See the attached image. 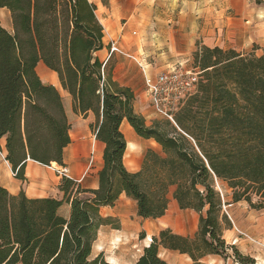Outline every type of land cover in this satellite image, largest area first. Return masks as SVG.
I'll return each mask as SVG.
<instances>
[{"label": "trees", "instance_id": "obj_1", "mask_svg": "<svg viewBox=\"0 0 264 264\" xmlns=\"http://www.w3.org/2000/svg\"><path fill=\"white\" fill-rule=\"evenodd\" d=\"M1 8L10 11L13 30L0 22V151L5 137L15 177L26 179L29 159L65 165L71 143L63 97L39 76L40 62L57 73L75 113L95 115L91 129L105 150L96 189L66 176L61 198H30L0 185V264H112L102 253L92 256L99 228L112 221L100 208L114 206L125 193L136 201L138 216L157 219L169 208L172 188L180 209L200 214L199 230L191 237L162 229L134 264H171L160 247L188 255L192 264L208 255L256 264L223 237L231 223L216 183L227 185L233 203L264 209V52L200 48L195 92L174 122L157 118L148 125L135 111V92L115 81L113 65L97 55L105 48V28L93 1L0 0ZM125 119L160 146L146 149L136 172L124 161ZM65 203L71 206L67 217Z\"/></svg>", "mask_w": 264, "mask_h": 264}, {"label": "crops", "instance_id": "obj_2", "mask_svg": "<svg viewBox=\"0 0 264 264\" xmlns=\"http://www.w3.org/2000/svg\"><path fill=\"white\" fill-rule=\"evenodd\" d=\"M145 1L150 5L143 6L142 3ZM132 2V4H124L122 0H108L106 17L101 21L105 28V48L97 52V55L104 62H112L115 81L121 86L130 87L135 92V111L146 119L147 124L152 123L150 119H157V117L145 91V81L144 85L132 82L133 77L140 71H143L145 77L147 73L155 75L174 63L192 61L190 55L193 53L194 58L195 52L204 46L232 48L240 53L251 49L254 43H259L264 48V17H260L258 23L253 24L251 19L243 13L238 15V12L235 14L228 12L230 5L240 11L234 0H216L214 4L210 3L209 6L204 7L199 1L189 0H133ZM7 15L11 19L9 10ZM4 27L10 31L13 30L12 21L8 27ZM147 30L150 31L149 35L146 34ZM136 31L142 34L141 39H130L131 32L136 33ZM112 39L118 40L120 51L109 56V44ZM129 50L134 51L132 53ZM125 54L132 55L142 69L137 68V64L128 60ZM44 77L49 84L56 85L57 80L59 81L57 73L49 68L44 70ZM61 88L68 101L71 95L62 86ZM67 117L71 126V143L64 153V164L68 174L59 173L52 166L29 159L25 168L26 179L24 181L17 179L12 166L6 159L7 149L4 137L1 140L2 150L0 151L1 186L12 194H18L23 190L30 198L50 196L61 198L59 185L64 176L78 182L83 189L98 188V172L103 166L105 144L96 138L91 129V124L95 122V115L92 112L79 115L74 111L71 113L67 111ZM121 129L127 141L125 165L129 171L136 172L141 168L146 149L158 144L153 139L140 137L126 119L122 122ZM176 203L173 198L171 207H174ZM247 205L245 201L228 205L225 203L223 209L229 215L226 206L245 207L248 211ZM70 208V204L65 203L61 207V213L67 217L70 214ZM168 210L160 218L144 219L138 216L136 201L123 193L114 206L100 208L101 216L111 218L112 221L99 228L97 239L93 244L92 256L96 257L102 253L107 261L117 264L119 257L113 255L115 253L112 251L115 248L113 245H116L119 239V234L124 235L126 230L144 231L148 239L152 240L162 229L169 227L171 217ZM244 216L245 222L230 217L231 224L225 227L223 237L227 244L235 245L242 254L253 257L256 264H264V239H262L264 213L257 215L250 210ZM112 224H118V226L113 227ZM175 233L190 235L187 230ZM150 239L146 246L149 245ZM206 257L220 264H233L231 258L225 261L218 255Z\"/></svg>", "mask_w": 264, "mask_h": 264}, {"label": "rangeland", "instance_id": "obj_3", "mask_svg": "<svg viewBox=\"0 0 264 264\" xmlns=\"http://www.w3.org/2000/svg\"><path fill=\"white\" fill-rule=\"evenodd\" d=\"M93 1L96 6H97V15L101 21L104 20L107 14V8H108V0L107 4L105 5L103 3V0H91ZM133 0H122V2L125 3H130L132 4ZM191 2L193 1H199L200 5L202 7L204 6H209V4H214L216 0H189ZM236 2V6L240 11H237L235 8L230 5L228 12L235 14L238 12V15H247L248 18L251 19V23H258V19L260 17H264V0H234ZM143 6H149L150 3L143 2ZM200 6V7H201ZM250 11V12H249ZM0 22L3 26L8 27L11 24V19L7 15V10L1 9L0 10ZM150 31L147 30L146 34L149 35ZM142 34L139 31H136V33L131 32L130 39H141ZM262 49V50H261ZM130 52L133 53L134 50H129ZM264 52V48L261 47L259 43H254L251 49L248 51H244L243 54H251V55H256L260 56ZM130 54V53H129ZM127 55L125 56L128 58V60H132L133 63L137 66V68L142 69L139 63L135 58H132V55ZM192 61L185 62L189 66H194V58H193V53L190 55ZM155 63V61H154ZM109 64L111 65L112 62L110 61ZM48 70V67L44 65L43 63H39L37 66V72L41 79L46 82V79L44 77V70ZM133 84L138 83L144 85V73L143 71H140L137 76L133 77L132 79ZM58 90L60 91L62 97H63V103L65 107V111L67 114V111L71 113L72 108H74L73 105V100L72 97H68V101H66L64 97V91L62 90L59 81L57 80V83L55 85ZM75 113V112H74ZM155 113V112H154ZM77 114V113H76ZM155 116L157 118H161L158 114L155 113ZM151 122H153L155 119H150ZM152 124V123H151ZM148 124V125H151ZM152 148L156 150H160V146H151ZM49 166H52L56 169L57 172L61 173V167H65V165H60L56 162V165L53 166L51 163ZM217 188L221 192L222 197H223V202L228 204H232V197H231V190L227 187L225 183L222 182H217ZM172 190L169 194V199H170V208H168V214L171 217V222L168 229L172 230L174 233L177 231L181 230H187L191 237H194L197 231L199 230V217L200 214L197 213L194 210H182L179 208L178 204L176 203L174 207H171V202H173V197H172ZM82 197H85L86 195H81ZM175 202V200H174ZM249 210L247 211L245 207H230L226 206V209L228 210L229 215L224 211L225 214H227L229 221L230 217L233 219H237L238 221L245 222V214L249 212L250 210H253V213L261 215L264 213V209L261 210H256L252 209L247 205ZM224 207V206H223ZM113 227H117L118 224H112ZM118 235V234H117ZM150 239V238H149ZM149 239L147 237V234L144 231L141 232H134L130 230H126L124 235L119 234V239L116 243V245H113L115 248L113 249L112 253H115L113 255H117L119 257V261L117 264H134L135 261L139 258V256L142 254L143 249L146 247V244H148ZM262 239H264V235L262 236ZM112 250V248H110ZM160 256L167 260L168 262L172 264H192L193 261L188 255L181 254L177 251H170V250H165L163 247H160ZM256 261V260H255ZM200 264H220L217 261H213L212 259L205 257L201 260Z\"/></svg>", "mask_w": 264, "mask_h": 264}, {"label": "built area", "instance_id": "obj_4", "mask_svg": "<svg viewBox=\"0 0 264 264\" xmlns=\"http://www.w3.org/2000/svg\"><path fill=\"white\" fill-rule=\"evenodd\" d=\"M119 51L118 40L112 39L109 44V56ZM200 74L199 67L189 66L185 62L174 63L155 75L145 74V91L153 111L161 118L174 122L177 111L195 92ZM60 172L67 175L68 169L61 167Z\"/></svg>", "mask_w": 264, "mask_h": 264}, {"label": "bare ground", "instance_id": "obj_5", "mask_svg": "<svg viewBox=\"0 0 264 264\" xmlns=\"http://www.w3.org/2000/svg\"><path fill=\"white\" fill-rule=\"evenodd\" d=\"M56 165V163H53V166H55ZM151 240V239H150Z\"/></svg>", "mask_w": 264, "mask_h": 264}]
</instances>
